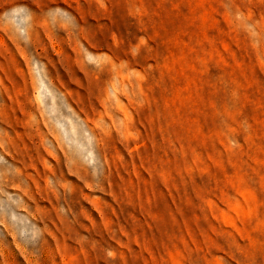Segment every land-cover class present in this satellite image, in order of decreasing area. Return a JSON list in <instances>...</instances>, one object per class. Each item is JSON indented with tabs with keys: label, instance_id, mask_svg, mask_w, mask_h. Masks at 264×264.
<instances>
[{
	"label": "rangeland",
	"instance_id": "374dc122",
	"mask_svg": "<svg viewBox=\"0 0 264 264\" xmlns=\"http://www.w3.org/2000/svg\"><path fill=\"white\" fill-rule=\"evenodd\" d=\"M0 264H264V0H0Z\"/></svg>",
	"mask_w": 264,
	"mask_h": 264
}]
</instances>
